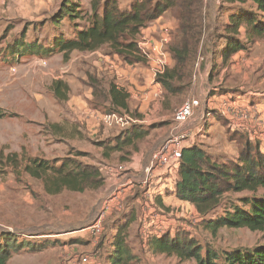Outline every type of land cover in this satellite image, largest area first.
Segmentation results:
<instances>
[{
  "label": "rangeland",
  "instance_id": "1",
  "mask_svg": "<svg viewBox=\"0 0 264 264\" xmlns=\"http://www.w3.org/2000/svg\"><path fill=\"white\" fill-rule=\"evenodd\" d=\"M119 1L121 6L129 2V0ZM81 2L87 9V12L83 14H90V0H81ZM224 6V9L220 8V0H205L199 52L191 63L189 62L187 68L182 70L180 67V70H177L178 73L172 79L175 89L172 92H165L162 110L159 113L153 112L151 121L147 123L131 121L125 126L130 128L133 124H139L149 128L148 135L162 134L163 130L174 125L172 118L175 108L189 97L198 98L195 95L189 96L196 81V89L205 87L209 95L216 92L222 94L221 92L229 91L231 87L234 88V90L231 89L234 93L240 92L243 87H251L250 77L244 81L241 79L244 73L249 76V72L253 69L254 76H259L260 79V71L263 69L264 72V36L247 42L248 47L244 50L252 56H261V58L263 56L259 65L251 63L248 68L242 67L243 71L240 74H233L231 70L226 71L227 80L224 84L217 85V90L212 89L217 88L212 84L209 87L206 80L203 85L200 83L199 77L205 70L209 56L217 54V50L225 42L224 24L228 22L229 15L236 8V5L225 4ZM245 6L252 7L253 4L248 2ZM49 21L35 24L33 30L28 27L29 23L25 25V28L20 27L18 32L12 33L15 37L8 44H4L6 46L4 50L1 49L3 42L17 24L5 23L0 26V152L3 151L4 156L12 152L18 153V165L5 157H0V185L4 186V191L0 192L2 201L0 234L10 232L18 242H31L39 246L37 251L28 247L14 249L7 264H111L109 254L113 251L112 238L116 232L113 227L119 226L130 217L133 222L127 232V242L135 255L131 264H196L194 259L162 254L150 248L148 241L154 235L166 232L187 231L190 236L198 240L203 250L212 247L220 253L235 248H252L264 244V230L223 227L216 234L211 233L203 221H200L196 206L186 202H176V195L170 194L168 188L166 195L169 194L170 199L176 200V203L161 206L155 200L151 204L152 211H149L148 205L144 204L146 202L143 196L141 200H138L131 195H123L117 204L107 203L108 196H105L107 191L103 188L87 189L84 192L64 190L59 194H49L41 179L32 177L24 170V165L32 157L48 160L56 166L63 160H75L102 167L105 164V157H111V155L105 156V151L100 149L101 146L98 143L103 141L112 143L114 140V136L98 138L99 141L88 140L90 138L78 121L80 109H75V97L79 95L88 100L86 94L90 90L94 98L89 101L88 106L96 107L99 112L101 110L102 113H109L108 104L103 101V88L111 82L112 78L99 74L95 70L91 61L96 59L97 55L77 58L76 61L80 64L72 68L67 65L68 61H65L60 53L53 54L56 57L51 61L49 57L46 58L49 61L47 67H36L41 71L40 74L29 73L25 83L18 80V76L23 73V67L20 61H16V53L13 52L11 42L20 37L22 32H25V37L29 39L47 40V37L53 33L52 29H55L54 24L52 26ZM77 22L86 25L85 21L80 19ZM153 26L155 27L150 29ZM147 28L149 29L145 30L147 34L157 41L165 37L163 34L169 35V43L162 47V50L166 52V57L171 62L169 68H173L175 60L171 57L169 48L176 40L178 28L175 10H169L161 20L154 21ZM72 29L71 22L64 23L63 30H66L70 37L74 35L71 32ZM241 37L245 38V34ZM98 51L104 55L113 54L109 45H103ZM7 52L8 56L5 57L4 54ZM201 57L204 58L201 59ZM27 58L32 57L25 56L20 60ZM139 64L145 69L151 68V63L146 59L141 60ZM33 66L34 69L31 70L37 71L34 63ZM195 66L199 67L197 71L194 70ZM216 66H219V63ZM206 76H204L205 79ZM210 76L213 78L214 73ZM59 80L68 86V91L63 89L67 95L65 99L57 98L54 93L53 84ZM257 86L259 93L264 95V81ZM226 87L227 90H225ZM196 89L195 93H197ZM139 106L138 101L130 102V108L135 117L144 116ZM223 123L226 124V121ZM200 133L203 135L202 141L195 144L219 161L236 160L246 146V135L241 131L234 133L231 130L228 131V137L238 140L235 146H227L222 132L217 133L215 137L204 133L203 130ZM208 135L212 140L208 139ZM152 138L149 139L146 136L136 143V148L129 146L126 149L138 150ZM2 142L6 143L3 147H1ZM250 147L253 154L259 149V152L264 155V142L257 144L256 147L255 142L250 141ZM107 151L110 153V150ZM116 193L112 194L116 195ZM254 194L264 197V189L260 188L257 192L228 191L222 196L220 206L205 218L223 214L234 204L243 206L242 199ZM107 204L109 208H106ZM98 221L101 222V230L94 232L91 227ZM84 258L86 261L83 260Z\"/></svg>",
  "mask_w": 264,
  "mask_h": 264
},
{
  "label": "trees",
  "instance_id": "2",
  "mask_svg": "<svg viewBox=\"0 0 264 264\" xmlns=\"http://www.w3.org/2000/svg\"><path fill=\"white\" fill-rule=\"evenodd\" d=\"M248 2L253 6H245ZM225 4L236 5V8L224 24L225 42L217 50L218 53L214 54L215 58L221 56L224 63L235 53L245 50L248 47L247 42L264 36V0H220L221 9L225 8ZM204 7L205 0H133L127 7H120L118 0H90L91 12L83 14L87 9L82 6L81 0H62L59 9L49 18L55 29H52L53 33L47 40H26L25 32H22L11 45L16 53V61L25 56L48 58L57 53H61L63 59L68 61L70 54L75 50L92 52L103 45H109L112 53L118 54L125 62L137 64L145 60L138 46L142 30L173 9L178 28L176 40L169 49L175 66L167 67L166 71L156 78L167 91L172 92L175 89L172 79L178 73L177 70L179 71L180 67L182 70L187 68L199 52ZM79 19L85 21L86 25L78 24ZM67 21L72 23L71 32L74 35L71 37L63 30ZM242 29L245 30V38L241 37ZM215 65L216 63L213 68ZM53 87L57 98L67 97L66 92H63V89L68 91L65 82L59 80ZM103 101L109 102L107 114H123L122 112L130 110L129 93L114 82L108 84ZM148 134L149 128L133 124L115 136L112 143L103 141L98 144L104 148L105 156H110L113 151L127 154L129 152L125 148H136V143ZM245 145L239 157L229 161L214 159L195 143L185 146L182 150L174 184L175 195L182 202L196 206L200 221L202 220L213 234L223 227L264 230V197L256 194L243 198V206L234 204L223 214L205 218L220 206L222 196L228 191L257 192L260 188L264 189V155L259 149L253 154L250 142ZM106 149L110 150V153ZM123 154L121 157H126ZM0 157L18 165L16 152L4 156L1 151ZM24 170L32 177L41 179L49 194H58L65 189L76 192L100 189L106 179L100 167L75 160H63L56 166L48 160L32 157L24 165ZM131 219L130 217L116 227L112 238L113 251L109 254L111 264H131L135 259L127 242V232L133 222ZM148 242L154 252L194 259L196 264H264V244L220 253L212 247L203 250L198 240L187 231L160 233ZM24 247L39 250V246L34 243L18 242L10 232H2L0 264H7L14 249Z\"/></svg>",
  "mask_w": 264,
  "mask_h": 264
},
{
  "label": "crops",
  "instance_id": "3",
  "mask_svg": "<svg viewBox=\"0 0 264 264\" xmlns=\"http://www.w3.org/2000/svg\"><path fill=\"white\" fill-rule=\"evenodd\" d=\"M132 1L133 0H129L126 5L121 6L120 1L118 0L120 7H127ZM61 3L62 0H0V26L5 23L8 25L14 23L17 24L13 31H11L10 34L5 38L1 49L4 50L6 47L4 44H8L15 37V35H12V33L18 32L20 27L25 28V25L29 23L28 27H31V30H33L35 28V24L41 23L42 21L47 23L49 18L59 9ZM163 16L164 15H162L156 21L161 20ZM155 26L150 27V29H153ZM147 30L149 29L147 28ZM244 32L245 30L242 29V35ZM29 35L32 36V34ZM28 39L29 38L27 37L26 40ZM6 55L8 56V52L4 54L5 57H7ZM95 55H97V58L91 61V63L95 66V70L99 74L110 76L112 78L111 82H114L120 88H124L129 93L130 110L129 112H122L123 114H118L119 119L123 118L122 116H130L134 119V122L147 123L148 121H151L150 117L153 112L158 111L159 113V111L162 110V104L165 100V92H167V90L161 85V83L154 80L148 67L145 69L139 63H126L118 54L113 53L112 55H104L98 50L92 52H81L75 50L70 54L67 65L72 68L77 67L80 64L77 63V58H88ZM35 57L38 56H33L32 58H27L23 61L20 60V65L23 67V73L18 76V80H20L22 83H25V78L28 77L29 73H41V71L36 67L35 68L37 71L31 70L34 69V67L30 65V62ZM54 57H56V55L49 57V60L51 61L54 59ZM203 58L204 57H201V59ZM262 58L261 56L249 55V53L241 50L235 53L229 59V61H227V63H224L221 56L215 58V56L211 54L209 56V60L205 64V70L203 74L199 77L201 79L200 83L203 85V82L206 80L209 87L211 84L214 87H217L219 84L222 85L227 80V77H225L227 76L226 71L231 70L233 74H240L243 71L242 67L248 68L251 63L259 65ZM215 63L216 65L219 63V66L215 65L213 68V64ZM198 68L199 67L195 66L194 70L197 71ZM48 69L46 71H48ZM260 72V79L259 76H254V69L253 71L249 72V76L247 73H244L242 77L243 79H241V81H244L250 77L249 80L252 81V85L249 88L243 87L241 91L237 93L231 91V89L234 90V88L231 87L229 91L221 92L222 94H218L219 92H216L208 95L207 93L209 91H207L205 87H199L196 89L197 81L195 82L194 89H191V94L189 93V96H197L200 100V106L195 109L194 115L185 124L183 129L187 133H191L193 138L192 144H198L200 141H202L201 138H203V135L200 133L201 130L211 136L214 135V137L217 133L222 132L227 146H235L238 143V140L235 138L231 136L228 137L229 130H231L233 133L241 131L246 135V142H255V146L264 142V95L259 93V89H256L259 88L257 84H260L262 81H264L263 69ZM213 73L214 76L212 78L210 75ZM204 76H206V79ZM249 80L247 81L249 82ZM104 86L105 85L103 84V87ZM103 89L104 93L107 92L108 85H106ZM195 89L197 90V93L194 92ZM212 89L217 90L218 87ZM225 90H227V87ZM86 96L88 100L79 95L75 97V109H80L78 121L90 138L88 140L99 141V139H103V137H115L122 130L128 127L125 126L126 123L118 122L116 119H113L112 121L104 119L103 116L107 113H102L101 110L99 112L96 107L92 108L88 106L89 101L94 98V94L89 90ZM133 101H138V103H140L139 110L140 112H143L144 116L141 115L140 117H135L132 114L130 102ZM105 103L109 104L108 101ZM178 107H176L175 110ZM237 108L243 110L245 115L241 116L240 112L237 111ZM174 113L172 118L173 121ZM218 116L222 117V119H220ZM220 120L223 122L226 121V124ZM173 128L174 125L167 127L165 130H163L162 134L159 133L158 135H147L149 139L154 136L156 137L152 138L150 142L143 144V147L138 148V150H129L125 148V150L129 153L123 154L121 151H113L111 157H105V164L104 166L100 167L106 177L105 183L102 187L103 190L106 189L107 191L105 196L109 197L112 193H115L117 190H119L118 194L123 193L121 197H123V195H131L136 199L141 200L142 196L144 198L145 195H147L148 192L152 190L156 194V201H158L161 206H167L170 203L176 202L181 203L182 201L178 198H176L177 201H173L170 199L171 196H169V194L166 195L168 191H170V194L172 193L175 196V186L173 185L176 176L172 177L165 168H162L158 165L153 166L151 161L152 152H154L168 136L175 132ZM233 133H231V135H233ZM166 135L167 137H165ZM209 135L208 139L212 140ZM4 145H6V143L2 142L1 147ZM100 149L104 151L102 146ZM122 154L126 155V157L122 158ZM110 165H113L117 168L118 172L116 174H109L105 172L104 169ZM149 170H151L152 177L149 179V181H146ZM148 182H150L149 185ZM167 188L170 190L167 191ZM1 191H4V186L2 185H0V192ZM0 206H2L1 200ZM116 227L117 225L113 227L115 231Z\"/></svg>",
  "mask_w": 264,
  "mask_h": 264
},
{
  "label": "built area",
  "instance_id": "4",
  "mask_svg": "<svg viewBox=\"0 0 264 264\" xmlns=\"http://www.w3.org/2000/svg\"><path fill=\"white\" fill-rule=\"evenodd\" d=\"M146 28L142 30L138 38V46L141 50L144 58L151 63L150 72L154 80L163 74L167 67H169V59L166 57V52L162 50V47H165L169 43V35L163 34L165 37H162L160 41L152 39L147 32ZM35 67H47L48 60L43 57L33 58L31 61V66ZM15 71V69H14ZM200 106V100L196 97L187 98L176 110L174 113V131L166 140L153 152L152 154V165H158L162 168H165L166 171L173 177L176 176L179 161L182 155V150L185 146L192 144L191 133H187L184 129L185 124L191 119L195 113V109ZM238 107V106H237ZM237 111L240 112L241 116L245 115V112L240 108H237ZM104 119L112 121L116 119L118 122H124L129 124L134 119L130 116H122L123 118L118 117L117 113L104 114ZM131 125V124H130ZM106 173L116 174L118 172L116 167L109 166L105 169ZM152 174L151 170L148 171L147 180L151 179ZM150 182H148V185ZM116 195L111 194L107 197V203L113 202L117 204L122 197H119V190L116 191ZM115 194V193H114ZM146 206L148 205V210L152 211L151 204L156 200V194L150 190L147 195L144 197ZM150 204V206H149ZM106 208H109V205H106ZM147 209V208H146ZM94 232H99L101 230V222L98 221L92 227ZM83 260L86 261V258Z\"/></svg>",
  "mask_w": 264,
  "mask_h": 264
}]
</instances>
